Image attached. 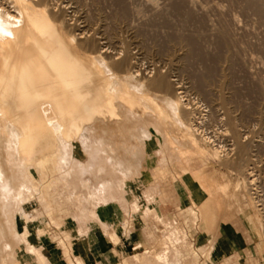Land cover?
Returning <instances> with one entry per match:
<instances>
[{
    "label": "bare ground",
    "instance_id": "1",
    "mask_svg": "<svg viewBox=\"0 0 264 264\" xmlns=\"http://www.w3.org/2000/svg\"><path fill=\"white\" fill-rule=\"evenodd\" d=\"M8 1L12 4L0 1V244L10 232L12 243L6 247L16 264H26V258L66 264L65 242L59 261H50L39 244L30 242L33 234L40 237L45 232L32 224L35 188L25 179L34 180L36 172L41 177L44 167L56 168L63 149L83 161L81 142L88 129L98 126L106 143L108 132L140 121L145 137L163 133L168 144L186 143L209 154L205 146L213 141L198 133L201 104L188 98L183 73L199 88L220 76L221 87L230 89L228 100L221 95L223 103L241 108L246 107L247 94L264 90L258 60L264 66V0H115L116 18L160 47L162 56L150 62L133 52L136 37L112 48L104 35L86 37L82 30L73 34L64 8L56 9L48 0ZM236 78L243 84L237 85ZM236 146L231 165L241 174L247 167L246 149ZM219 152L215 147L212 155ZM122 166L131 172L130 161ZM127 178L121 181L125 187ZM229 180L219 189L228 187ZM244 181L248 185L254 178ZM87 183L88 179L83 184ZM239 184L238 179L235 187ZM73 196H61L59 219L68 211L64 202L73 198L75 217L83 215L79 192ZM229 206L224 201V209ZM254 264H264V256Z\"/></svg>",
    "mask_w": 264,
    "mask_h": 264
},
{
    "label": "rangeland",
    "instance_id": "2",
    "mask_svg": "<svg viewBox=\"0 0 264 264\" xmlns=\"http://www.w3.org/2000/svg\"><path fill=\"white\" fill-rule=\"evenodd\" d=\"M0 1L12 4L8 0ZM48 3L56 9L64 8L65 18L73 27V34L82 30L86 32V37L99 39L104 35L112 48L119 45L118 41L134 40L136 37L131 48L144 61L150 62L162 56L158 44L148 39L139 29L116 18L115 0H48ZM209 48L208 51L212 52L213 48ZM258 60L259 66L264 70L260 62L262 60ZM222 64L220 63V66ZM183 78L189 87L188 98L193 102L200 101L201 123L198 133L209 136L213 141L205 146L209 154L200 153L186 143L183 146L177 142L168 144L163 133L152 135V138L145 137L141 132L144 125L140 121H132L126 125L127 128L120 127L113 130L114 132H108L106 143L102 142L103 133L98 126L88 129L81 142L86 156L83 161L75 160L69 149L67 152L63 149L59 153V164L53 170L42 168V176L39 177L36 172L34 180L25 179L21 174V181L24 178L26 182H32L35 188L33 206L36 209V219L32 224L40 225L45 232L40 237L33 234L30 242L39 244L43 254L50 261L61 259L63 241L68 249L66 264L76 263L72 256L79 248L77 237L82 233L80 225L85 224L86 218L89 219L97 202L106 201L115 193L123 196L126 189L121 182L123 176L127 175L132 179L139 176V165L145 161L147 150L152 151V157L149 159L152 165L165 166L163 169L156 166V169H165L175 178L176 164L178 168L184 165L192 187L198 190L200 186H204L203 190L208 196L229 203L233 214L244 215L249 228L256 235L255 240L260 250L259 259L264 256V90L260 95L247 94L246 107L241 108L229 101L223 103L221 95L228 100L230 89L221 87L220 76H215L201 88L196 86L186 72L183 73ZM236 83L241 85L243 81L236 78ZM234 132H237L236 137ZM237 143L245 146L243 162L247 165L246 168L251 169L243 166L240 169L241 174L231 165V161L237 157ZM180 146L185 148L184 153H181ZM215 147L220 151L217 157L212 155ZM111 148H114V151L111 150L110 153ZM127 160L132 163L130 169H135L129 174L122 166V162ZM133 164L136 168H133ZM250 171L253 177H250ZM227 177L230 179L228 187L225 191L219 189L218 185ZM245 178L246 181L254 178L255 184L246 185ZM86 179L88 183L84 185ZM238 179L240 184L235 187ZM77 192L83 202V215L75 217L77 202L73 198L66 201L70 211L64 216L67 220L59 219L57 211L64 199H60L61 196L72 194L74 197L73 194ZM150 196L147 194V197ZM138 209L136 204L132 208L133 211ZM6 243H12L10 232L0 244V258L5 259V262L0 260V264H16ZM208 257L209 252L205 251L204 260ZM24 261L26 264H39L33 259L26 258Z\"/></svg>",
    "mask_w": 264,
    "mask_h": 264
},
{
    "label": "crops",
    "instance_id": "3",
    "mask_svg": "<svg viewBox=\"0 0 264 264\" xmlns=\"http://www.w3.org/2000/svg\"><path fill=\"white\" fill-rule=\"evenodd\" d=\"M151 152L139 176L127 178L123 196L97 202L95 214L80 225L75 264H222L227 258L254 264L260 250L246 217L233 214L231 206L225 210L204 186L192 187L184 165L176 164L175 178L159 170L165 166L152 165Z\"/></svg>",
    "mask_w": 264,
    "mask_h": 264
}]
</instances>
